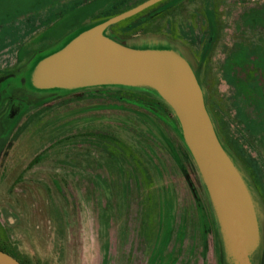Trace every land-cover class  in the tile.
<instances>
[{
    "label": "rangeland",
    "instance_id": "obj_1",
    "mask_svg": "<svg viewBox=\"0 0 264 264\" xmlns=\"http://www.w3.org/2000/svg\"><path fill=\"white\" fill-rule=\"evenodd\" d=\"M142 1L0 0V236L17 261L260 264L264 0H161L102 32L183 58L212 95L206 108L256 217L240 258L154 88L35 84L44 59Z\"/></svg>",
    "mask_w": 264,
    "mask_h": 264
},
{
    "label": "water",
    "instance_id": "obj_2",
    "mask_svg": "<svg viewBox=\"0 0 264 264\" xmlns=\"http://www.w3.org/2000/svg\"><path fill=\"white\" fill-rule=\"evenodd\" d=\"M161 0H144L86 30L44 59L35 72L40 87L98 84L146 85L174 111L227 239L238 258L257 238L256 217L244 183L222 147L202 90L187 62L164 51L140 50L102 35L109 26ZM242 264H249L241 259ZM0 264H20L0 250Z\"/></svg>",
    "mask_w": 264,
    "mask_h": 264
},
{
    "label": "trees",
    "instance_id": "obj_3",
    "mask_svg": "<svg viewBox=\"0 0 264 264\" xmlns=\"http://www.w3.org/2000/svg\"><path fill=\"white\" fill-rule=\"evenodd\" d=\"M144 1V0H143ZM142 1V2H143ZM141 3V2H140ZM158 3V2H157ZM139 4V3H138ZM137 5V4H136ZM129 8H131V7H129ZM129 8H127V9H129ZM148 8H150V7H148ZM148 8H146V9H148ZM145 9V10H146ZM144 11V10H143ZM142 12V11H141ZM141 12H139V13H141ZM139 13H137V14H139ZM137 14H135V15H137ZM134 15V16H135ZM131 17H133V16H131ZM131 17H129V18H126V19H130ZM118 23H120V22H118ZM118 23H115V24H113L112 26H111V28H113L116 24H118ZM221 28H219V30H220ZM202 67H203V63H202ZM211 74H212V69L211 68H209V70L207 69V70H205V74H204V76H205V79L207 80V79H209V78H211ZM212 96V95H211ZM211 96H209V98H208V100L207 101H205V104H206V107L208 106V104L212 101V100H210L211 99ZM205 100V99H204ZM141 123V122H140ZM135 125V124H134ZM126 151H129V148H126ZM0 250L1 251H3V252H5V253H9L10 255L12 254V253H10V248H9V244H8V242H7V240L4 238V237H2V236H0ZM14 255V254H13ZM18 259V258H17ZM18 261L20 262V264H33V262H31L28 258H23V259H21V258H19L18 259ZM260 264H264V251H263V253H262V255L260 256Z\"/></svg>",
    "mask_w": 264,
    "mask_h": 264
}]
</instances>
